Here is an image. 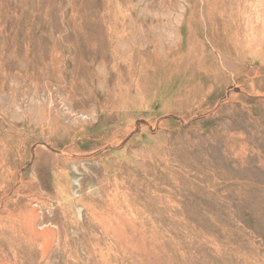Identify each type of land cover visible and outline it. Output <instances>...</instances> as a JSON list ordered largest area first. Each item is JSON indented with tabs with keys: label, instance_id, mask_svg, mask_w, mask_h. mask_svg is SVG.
Listing matches in <instances>:
<instances>
[{
	"label": "rangeland",
	"instance_id": "rangeland-1",
	"mask_svg": "<svg viewBox=\"0 0 264 264\" xmlns=\"http://www.w3.org/2000/svg\"><path fill=\"white\" fill-rule=\"evenodd\" d=\"M217 1L0 0V264H264V0Z\"/></svg>",
	"mask_w": 264,
	"mask_h": 264
},
{
	"label": "bare ground",
	"instance_id": "bare-ground-1",
	"mask_svg": "<svg viewBox=\"0 0 264 264\" xmlns=\"http://www.w3.org/2000/svg\"><path fill=\"white\" fill-rule=\"evenodd\" d=\"M219 1H220V0H218L217 2L219 3ZM221 1H222V0H221ZM229 1L232 2L233 0H229ZM229 1H228V2H229ZM240 1H241V0H240ZM217 2H216V4H217ZM230 2H229V3H230ZM221 3H222V2H221ZM226 3H227V2H226ZM232 3H233V2H232ZM232 3H231V4H232ZM231 4H230V5H231ZM246 4H247V3H246ZM222 5H223V3H222ZM223 6H224V5H223ZM237 6H238V5H237ZM239 6H240V5H239ZM227 7H228V6H227ZM240 8H241V7H240ZM225 9H226V8H225ZM242 9H243V8H242ZM239 11H240V10H239ZM237 12H238V11H237ZM211 13H212V12H211ZM190 14H191V13H190ZM238 14H239V13H238ZM232 15H233V14H232ZM221 16H222V15H221ZM240 17H241V16H240ZM240 17H239V18H240ZM18 18H19V17H18ZM235 18H236V15H235ZM232 19H233V18H232ZM232 19H230V20H232ZM196 20H197V19H196ZM77 21H78V20H77ZM235 22H236V20H235ZM238 22H239V20H238ZM83 23H84V22H83ZM239 23H240V22H239ZM240 25H241V24H240ZM40 26H41V25H40ZM258 26H259V25H258ZM261 27H262V26H261ZM240 28H241V26H240ZM247 28H248V27H247ZM29 29H30V28H29ZM244 29H245V28H244ZM244 29H243V30H244ZM262 29H263V28H262ZM115 30H116V28H115ZM245 30H246V29H245ZM258 30H259V28H258ZM236 31H237V30H236ZM249 31H250V30H249ZM115 32H116V31H115ZM224 32H225V31H224ZM239 32H240V30H239ZM233 33H234V32H233ZM246 34H247V33H246ZM224 35H225V34H224ZM239 35H240V34H239ZM82 36H83V35H82ZM127 36H128V35H127ZM232 36H233V35H232ZM76 38H77V37H76ZM123 38H124V37H123ZM126 38H127V37H126ZM117 40H118V38H117ZM110 41H111V40H110ZM82 43H83V42H82ZM110 43H111V42H110ZM111 46H112V45H111ZM135 50H138V49H135ZM25 51H26V50H25ZM227 51H228V50H227ZM138 52H139V51H138ZM221 52H223V51H221ZM24 53H25V52H24ZM135 53H136V52H135ZM223 53H224V52H223ZM114 54H115V53H114ZM260 54H261V53H260ZM118 55H119V54H118ZM138 55H139V54H138ZM142 55H143V54H142ZM116 56H117V55H116ZM136 56H137V55H136ZM140 56H141V54H140ZM231 57H232V56H231ZM24 58H25V57H24ZM21 59H22V58H21ZM122 67H123V66H122ZM45 70H46V69H45ZM157 74H158V73H157ZM257 74H258V73H257ZM5 76H6V75H5ZM49 79H50V78H49ZM22 80H23V79H22ZM15 88H16V87H15ZM80 89H81V88H80ZM77 90H78V89H77ZM62 91H63V90H62ZM81 91H82V90H81ZM72 94H73V93H72ZM113 97H114V96H113Z\"/></svg>",
	"mask_w": 264,
	"mask_h": 264
}]
</instances>
